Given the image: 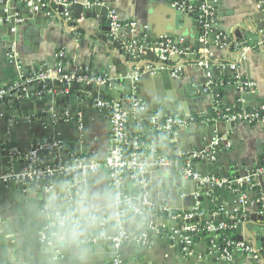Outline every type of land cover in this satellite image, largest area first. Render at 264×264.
<instances>
[{"label": "crops", "instance_id": "0c3cea01", "mask_svg": "<svg viewBox=\"0 0 264 264\" xmlns=\"http://www.w3.org/2000/svg\"><path fill=\"white\" fill-rule=\"evenodd\" d=\"M29 1L34 2L22 0V4L30 12L39 11L40 8L30 9L27 6ZM69 1L71 5L66 8L69 16L62 14L63 19L58 18V6L55 4H51L44 14L52 17L50 22L38 20L40 24H36L34 19L26 20L20 15L16 21V33L12 36L14 39L12 42L9 37L11 22L2 18L0 14V20L4 21L0 23V89H14L23 82L24 78L28 79L30 75L44 69L54 68L58 62L57 56L63 54V63L68 71L89 70L93 76L111 79L114 84L112 88L114 98H107L105 93L92 90H82L71 96H65L57 86L48 88L45 95L38 98L40 87L36 83L31 84L30 88L37 86L39 88L19 98H10L3 103V107H0V114H4L3 118L0 117V142H14L24 151H28L39 141L60 140L66 145L73 161L78 156L85 157L89 161L103 162L110 150L112 124L109 112L96 108L97 101L117 100L121 96L124 99L135 100L138 97L142 98L146 110L138 117L130 118L128 134L131 137L140 136L146 143L141 155L151 164L147 167L151 168L148 178L158 181V175L163 173L173 175L174 169L172 166L155 165V162L160 158L170 161L181 160L190 155L182 154V150L187 151L193 143L195 144L196 138L191 135H196L194 133L196 128L185 131V127L176 135L166 136L158 130V127L168 117L161 124H157L155 116L158 107L153 109L152 106L156 105L158 99L163 98H170L176 102L175 99L180 96L179 92L182 89L193 92L205 79L204 70L214 69L213 74H208L206 77V88L213 90V95L205 103L206 107L210 106L212 109L205 113L210 115L212 121L219 122L218 127L223 133V139L230 143L229 149H220L216 153L214 163L218 168H225L228 175L231 168H236V175L229 176L228 179H237L253 171L256 155L258 152L264 153V119L253 124L236 123V128L228 132L226 124L229 123L218 118L221 110L237 112L243 103L238 99L242 92L234 85L237 75L255 85L252 90L247 91L250 100L247 105L251 106L248 110L257 109L260 103L264 102V51L252 34L238 32L239 37L248 38L246 46L251 49L246 54V61L243 62H239V58L244 50L242 49L241 52V47H238L242 44H233V50L226 44L217 49V41H215L208 55L206 50L202 49L193 52L192 47L183 46L186 43H195L192 20L189 19L190 23L184 22L178 12L192 11L197 0H102V5H109L111 11L117 13L122 24H136L135 29L123 28L118 32L120 41L127 43V46L137 42L133 40L135 36L142 34L143 30H148L149 36H163L168 40L169 45L173 43L169 39L171 35L179 34L180 39L175 40L174 44L185 49V54L178 62L182 67L183 81L182 77L175 80L173 76H167L164 72L163 75L166 76L164 82L159 76L150 72L139 75V72L136 73L133 68L131 70L134 71L133 75L125 82H120L123 76L117 68L108 67L110 59L106 57V53L109 50L104 46L103 39H100L103 36L101 17L86 19L85 14H82V17L77 19V13L70 9L74 7L77 12L84 9L85 12L89 10L88 4L99 0ZM177 1L184 3V9L173 6ZM187 1H190V6L186 5ZM224 2L228 12L234 14L228 17L233 19L232 27L243 26L240 21L243 16L244 19L254 18L256 26L264 24V19H261L260 15L264 13L262 7L264 2L256 0H224ZM22 4L17 3L15 9L21 10ZM232 29H226L225 40L232 36L231 33L234 31ZM110 36L113 42L118 40L111 32ZM213 36L211 34L208 41H212ZM238 36L233 35L236 40ZM201 42L205 44L206 39L202 38ZM12 51L15 52L16 59L13 65L9 63V55H12ZM207 57L210 63L208 69L199 66V63ZM19 65L21 70L18 69ZM140 65L141 62L138 66ZM230 65H236L237 71L233 72L229 69L227 66ZM120 69L122 73L125 72V67L122 66ZM94 71L98 75H94ZM220 75L234 78V83L223 88L221 101L223 109L219 107L214 87L207 86L210 81L215 84ZM133 78L141 79L140 94H137L136 89L133 88ZM184 118L195 119L194 116ZM30 120L31 122H28ZM159 167L162 172L161 170L156 172V168ZM204 168L207 169L206 166ZM6 173L7 160L2 159L0 175ZM180 175L187 180L182 174ZM53 184L55 191L45 195V192L30 189L24 184L0 183V264H110V260L116 255H120L128 264H252L243 255H236L231 262L224 261L218 252L210 249L205 239L195 242L188 253L183 252L177 243L159 236L151 237L148 245L137 243L135 238L142 233L145 224L138 216L126 213L124 205L117 204L113 189L109 185V175L104 169L87 175L85 192L82 195L84 204L72 211V218H68L69 228L59 230L52 237L54 245L47 247L40 241L42 229L48 226L51 216L56 212L67 214L63 206L68 191L67 182L56 177ZM187 184L193 186V181ZM256 188L260 192L259 196L251 191L249 201L244 207L238 204V195L235 191L226 190L200 192L199 196H202L203 200L196 201V205L193 204V200L188 201V198H182L178 202H167L165 205L179 213L191 212L198 207L199 210L201 209L200 218L206 217L207 222L216 219L218 214L230 218H235L241 213H245L249 218L253 214L261 216L258 205L259 199L264 197V183L258 181ZM125 193L133 199L135 195H137L136 199H140L139 184L128 179ZM46 210H49V213ZM91 214L97 215V219H92ZM119 214L124 216L122 221L129 238L120 247H115L103 240L101 234L105 233L111 237L117 235L116 219ZM244 218L245 222L249 220ZM73 221L79 222L78 229L71 225ZM166 223L167 228L176 227V223L171 220H167ZM155 224H158V220ZM248 230L254 237H264V228L258 223L249 225ZM244 235L248 239L245 232ZM250 243L256 246L257 241L250 240Z\"/></svg>", "mask_w": 264, "mask_h": 264}, {"label": "built area", "instance_id": "2783aa9c", "mask_svg": "<svg viewBox=\"0 0 264 264\" xmlns=\"http://www.w3.org/2000/svg\"><path fill=\"white\" fill-rule=\"evenodd\" d=\"M204 4L209 2V0H204ZM51 4L57 6H64L65 8L71 5L69 0H36L34 2H27V6L30 9L38 10V8L48 9ZM98 1H93L87 5V8H92L98 5ZM174 7H179L184 9L183 2H174ZM263 10H264V6ZM201 17L207 16L206 5L201 8ZM64 15L69 16V12L65 9ZM108 18L111 21V33L114 38L120 29H135L136 24H122L119 20L117 13L115 11H110ZM0 20V23H3ZM205 27L209 28L210 24H205ZM15 30L13 29V32ZM136 42H132L131 45L127 46L128 52L131 51L133 45ZM14 49V48H13ZM239 62L246 61V54L251 50L246 47L243 49ZM15 52L12 51V55H9V63H16ZM185 54V49L177 44L168 45L165 50L161 51L160 62L167 63L172 60L175 56H183ZM206 54L209 52L206 50ZM57 64L52 69H46V71H40L34 75H30L28 79L13 88H2L0 89V107H3V103L6 101L7 97L12 95L14 90H19L36 83L40 88L37 93L38 98H42L48 90L47 81L55 80L58 81V90L61 94L65 96H71L73 90L83 89L84 87L98 86L107 87L112 89L114 84L111 79L103 76H93L89 70H84L81 72H71L68 71L63 63L64 55L60 54L57 56ZM199 66L206 69L210 68L209 59L204 58V60L199 63ZM233 72L237 71L236 65L227 66ZM225 68V67H224ZM21 70V66H18ZM171 74L174 78L179 79L182 73V67L180 63H175L171 67ZM213 82L210 81L207 86H213ZM235 87L240 92H247L254 88V83L242 79L240 76H236ZM96 108L109 112L111 119V138H110V150L108 156L103 162L89 161L85 157H79L75 160L78 165L74 168V172L77 175L76 182V197H79L81 193V183L85 184L86 177L89 173H94L98 170L104 169L110 179V188L113 189L115 200L117 204L124 205L126 213L134 214L141 218L144 222V230L142 233L135 238L136 242L141 245H148L151 241V237L159 236L168 241L177 243L183 252H190L191 248L195 245V240L192 235L188 234H199L201 231L197 223L200 220V214H198L199 208L197 207L191 212H176L171 207L162 204L156 205L148 201L147 196L144 194L140 195V199H137L140 203V208H137L131 196L125 193V184L128 179L138 182L139 178L144 176V168L150 167L149 164L142 156L141 152L146 148V143L141 140L140 136L131 137L128 134V123L131 118L138 117L143 112H145V106L134 99H117V100H101L97 101ZM0 117L3 118L4 114L1 113ZM218 118L225 121L226 123H257L264 119V104L257 109L252 110H239L237 112L224 111V114H218ZM28 122H31L28 121ZM192 122V119L184 117L171 116L168 117L165 122L158 127V130L163 132L166 136L176 135V133L187 127ZM230 143L225 141L223 138H215L212 142L202 148L194 151L187 157L181 160L170 161L166 158H160L155 162V165H167L172 166V168H177L181 171L184 176L193 182H197L201 188L208 186L212 190H223V191H235L238 195V204L244 207L250 197V192L256 188L258 184V179L264 178V167L252 171L246 177H241L237 179H223L214 175H202L197 172L192 163L194 161H207L214 162L216 153L220 149H229ZM53 148H58L61 156H70L69 152H66V145L60 141H48L43 140L35 143L28 151H24L20 147H13L9 150L4 148L3 145L0 146V160H7V173L0 175V183L3 184H24V186L39 191L50 193L54 190L53 181L55 177L62 173L44 169V164L42 161V156L44 153H50ZM139 185L145 187L144 181H140ZM259 205H261L260 215L264 216V197L259 199ZM49 213V210H46ZM145 212L150 215L147 216ZM92 219H97V215L91 214ZM123 214H119L116 219V224L118 227V233L115 236H107L105 233L101 234V238L108 241L115 247H120L121 244L128 240L124 225H123ZM156 218L158 224H155L152 219ZM244 218V216L242 217ZM219 220V215L216 217ZM236 219L232 218V221ZM167 220H171L176 223V227L167 228ZM245 220V218H244ZM71 225L78 229L79 222H71ZM231 227L235 230V226L231 224ZM69 228V219L60 212H56L51 216V221L48 226L44 227L41 231L40 241L47 247L53 246L52 237L57 234L53 230H65ZM228 224L224 221H220L218 225L213 222H208L206 224L205 230L210 233H219L220 231L227 229ZM217 239L215 236L214 240ZM210 249L218 252L221 258L226 262H231L236 255H243L249 259L252 264H264V247L257 248L251 243L232 241L229 242L227 248L223 251L219 250L215 243L209 245ZM110 264H128L123 260L120 255L114 256L110 260Z\"/></svg>", "mask_w": 264, "mask_h": 264}, {"label": "water", "instance_id": "95a60500", "mask_svg": "<svg viewBox=\"0 0 264 264\" xmlns=\"http://www.w3.org/2000/svg\"><path fill=\"white\" fill-rule=\"evenodd\" d=\"M36 1V0H33ZM204 0H197L196 4L194 5L192 11L188 12H178V15L182 18L184 22L190 23L189 19L192 20V26L193 30L195 32L194 35V42L195 43H186L183 45L184 47H192L193 52H198L200 49L202 50H211V45L217 41V49L223 47V45L229 46L230 49H234L233 44H242V49L246 48V42L248 38L239 37L238 32L243 31L245 33H250L253 35V38L256 42L260 43L261 50L264 51V24H261L259 26H256V23L253 21L254 18L249 17L248 19H244L245 16L241 17L242 24L237 25L235 27H232L234 25L233 19H229L228 17H232L234 15L233 13L228 12L226 8V2L224 0H209L206 4L203 2ZM257 2H264V0H256ZM99 4L94 6L92 9H89L84 12V9L79 10V15L77 10H75L74 7L70 8L71 10L75 11L77 13V19H80L82 17V14H85L86 19H96L97 16L101 17V25H102V32L103 36L100 39H103L104 46L109 50L108 53H106V57L110 59L108 63L109 69L111 68H117V71L123 76L120 82H125V80L128 77H131L134 73L131 70L134 68L136 73L139 72V75H143L145 72L153 73L156 76H159L164 82H166V76L163 75L164 72H166L167 76L171 75V67L175 62H179L180 57L175 56L172 58L171 61L167 63H161L160 62V56L161 51L165 50L166 47L169 45L168 40L164 39L163 36H149L148 30H143L142 34L139 36H135L133 40H137L136 44L133 45L130 52L127 51L126 46L127 43H123L120 41V34L118 33L117 39L113 42L112 37L110 36L111 32V21L108 18V14L111 11L110 6L107 4L102 5V0L98 1ZM17 3L22 4V0H0V14H2V18L9 19L10 29H9V37H11V42L14 40L12 39L14 36L13 34L16 33L15 27H16V21L18 20V17L20 15H23L24 18L27 20L34 19L35 23H38V20H42L43 22H50L52 21L51 16H45L46 9L40 8L39 11L30 12L28 8L24 4H22V9L18 10L15 9V6ZM187 6H190V1H187ZM203 5H206L207 8V16L201 17V8ZM64 6H58L57 7V15L59 16V19H63L62 14H64L65 11ZM251 13V12H250ZM261 15V19H264V13ZM244 19V20H243ZM180 20V19H179ZM181 21V20H180ZM236 22V21H235ZM258 22V21H257ZM40 24V23H38ZM205 24H210V27H205ZM49 25V24H48ZM252 26V27H251ZM227 28H234L232 30V36L230 38L225 40ZM13 29L15 32H13ZM213 34L212 41H208L210 35ZM233 35L238 36L237 40L234 39ZM171 39L173 41L172 44L175 43V40H179L180 35L179 34H172ZM205 38L206 43L202 44L201 39ZM112 39V41H110ZM182 46V48H184ZM240 55V53H239ZM139 62H141V65L138 66ZM125 67V72H121V67ZM138 69L139 71H137ZM204 70V69H202ZM46 71V69H44ZM214 69L212 70H204V76L205 79L202 81V83L199 85V87L195 88L193 92H189L188 89H182L180 93V96H177L175 101L173 102L170 98H163L158 99L155 106H152L153 109L157 108L156 116H155V122L162 123L164 119H166L169 116H177V117H190L194 116L195 119H192V122L189 124L188 128L186 127V130L189 129H195L196 135H191L195 137L196 142L193 143L192 146H190V149L187 151L182 150V154H191L195 150L202 149L206 146H208L213 139L215 138H223V133L219 130V122L212 121L210 118V115H207L205 112L209 109H212V107L205 105V103L208 101V98L213 95V90L206 88L207 83V75L213 74ZM94 75H98L97 72L94 71ZM182 77V81L184 80V76ZM175 80L177 78H174ZM140 78H133V88L136 89V93L140 94ZM13 84V83H11ZM47 87L49 89H52L53 86L58 87V81L55 80H48L47 81ZM24 87L20 88L19 90H14L12 92V95L10 97H7L5 100H8L10 98L15 99L19 98L21 96H24L26 94H29L36 90L37 87L30 88L29 86L25 87L26 90L23 89ZM83 90H92L95 92L105 93L107 98H114L112 92V89H109L107 87H98V86H91V87H84ZM163 97V96H161ZM124 99L123 96L119 98V100ZM241 101H243L242 105H240L239 110H248L251 108L250 105H247L249 103V95L248 92H242L240 94V97L238 98ZM135 100L142 103V98L136 97ZM176 103V104H175ZM264 102L260 103L259 106L263 105ZM132 117V116H131ZM220 123H223V121H220ZM228 132L236 128L235 123H229L226 124ZM179 140L178 138L176 139ZM142 156V155H141ZM256 162L253 167V171L260 169L264 167V153H259L256 155ZM76 158H79L78 156ZM255 158V157H254ZM70 156H61V153L58 148H53V150L50 153H44L42 156V160L44 162V169L49 168L48 170L60 172L62 170V173L57 175L56 177L60 180H65L67 182V188L68 191L65 194L66 200L63 203V206L66 208L67 214L63 215L67 218H72V211L79 209L84 203V199L82 198L83 193L85 192L84 184L81 183V193L79 194V197H76V182H77V175L73 171L74 168L78 165L75 161L72 160ZM76 160V159H75ZM246 164H243L245 166ZM192 166L194 169L199 172L202 175H214L219 178L226 179L229 176H235V170L236 168H231L229 170V174H226L225 168H218L214 162H207V161H194L192 163ZM207 167L205 169L204 167ZM158 167V166H156ZM151 169V168H150ZM149 168H144V176L143 180L142 178L138 179L137 184H139L140 181H144L145 187H142L139 185V193L144 194L147 196L148 201L155 203L157 205L166 204L167 202H178V200L182 198H188V201L193 200V204L196 205V201L202 202L203 197L199 196L201 193H210L212 191L211 188L208 186H205L204 188H201V186L197 182H193V186H190L187 183H192L190 179L187 178V180H184L180 174L184 176V174L179 171L177 168H173L174 172L173 175H168L166 173H163L161 175H158L159 180L154 181L151 178H148L149 173L151 172ZM160 167L156 168V172L160 171ZM154 171V170H153ZM162 172V170H161ZM252 172V171H251ZM153 173V172H152ZM247 173L245 176L246 177ZM55 177V179H56ZM185 177V176H184ZM241 178V177H238ZM54 179V180H55ZM162 179V180H161ZM161 180V181H160ZM258 181L264 183V178L258 179ZM54 182V181H53ZM193 187V188H192ZM189 188V189H188ZM55 191V189L50 193H45V195H50ZM44 194V193H43ZM264 194V193H263ZM137 195H135V199L133 201L134 205L137 208H140V203L136 199ZM79 203V204H77ZM180 203V202H179ZM76 204V205H75ZM176 205V204H172ZM175 207V206H174ZM176 208V207H175ZM259 210H261V205H258ZM147 216L150 214L145 212ZM200 220L202 222H207L206 217H201ZM152 221L154 223L157 222L156 218H153ZM217 219L210 220L208 222H216ZM259 224L260 227L264 228V216H259L258 214H253L249 218L248 221L245 222L244 218H242L240 215L234 219L231 224L235 226L234 234L236 235V240L239 242H247L250 243V240L257 241L256 247L257 248H263L264 247V237H254L248 230V226L251 224ZM66 230V229H65ZM63 231V230H60ZM244 232L247 234V238L244 235ZM248 240V241H247ZM54 245V244H53Z\"/></svg>", "mask_w": 264, "mask_h": 264}, {"label": "trees", "instance_id": "16d2710c", "mask_svg": "<svg viewBox=\"0 0 264 264\" xmlns=\"http://www.w3.org/2000/svg\"><path fill=\"white\" fill-rule=\"evenodd\" d=\"M27 78H24L23 79V82L26 80ZM234 83V78H230V77H225L223 75H220L217 79V81L215 82V84H213V87H214V91L216 93V95L218 96L217 97V100L219 102V107L220 109H223V106H222V96H223V88L228 85V84H231V83ZM83 89H76V90H73L71 95H73L74 93L78 92V91H82ZM84 91V90H83ZM219 113H221V115L224 114V110H221ZM142 140V139H141ZM143 141V140H142ZM3 145L4 148H6L7 150L13 148V147H20L19 144L17 143H14V142H8V143H3V142H0V146ZM66 152H69L68 149L66 148ZM252 192L256 193L257 197L259 196L260 192L258 191L257 188L253 189ZM214 212V211H212ZM198 214L201 215V209L198 211ZM219 215V220L216 221V222H213L215 225H218L219 222L222 220L224 221L225 223L228 224V228L227 229H224L222 231H220L219 233H214V234H210L208 233L205 228H206V224L208 222H202L201 220L198 221L197 223V226L198 228L203 231L199 234H188V235H192L194 237V240L195 242H198L199 240L201 239H205L206 240V243L209 245H211L212 243H215L218 247L219 250L223 251L225 248H227V245L229 242H232V241H236V235L234 234V229L231 227V222H232V218L230 217H227L223 214H218ZM241 217H246V218H249L248 215H246L245 213H241L240 214ZM55 232H58L57 230H53ZM215 236H217V239L214 240Z\"/></svg>", "mask_w": 264, "mask_h": 264}]
</instances>
